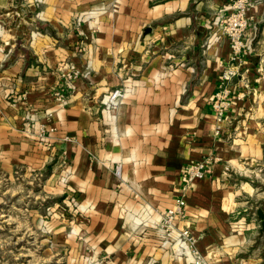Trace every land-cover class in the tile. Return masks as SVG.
Masks as SVG:
<instances>
[{
	"label": "crops",
	"instance_id": "crops-1",
	"mask_svg": "<svg viewBox=\"0 0 264 264\" xmlns=\"http://www.w3.org/2000/svg\"><path fill=\"white\" fill-rule=\"evenodd\" d=\"M234 1L0 0V178L39 180L69 208L49 225L76 264H189L152 223L206 158L212 173L186 191L177 227L208 264H264V0L248 10L239 62L219 27ZM228 65L238 74L218 124ZM117 89L124 98L105 109ZM28 112L56 128L46 142L26 131Z\"/></svg>",
	"mask_w": 264,
	"mask_h": 264
},
{
	"label": "built area",
	"instance_id": "built-area-1",
	"mask_svg": "<svg viewBox=\"0 0 264 264\" xmlns=\"http://www.w3.org/2000/svg\"><path fill=\"white\" fill-rule=\"evenodd\" d=\"M254 1L255 0H235L232 5V11L228 15L222 16L219 21V27L230 42L232 50L231 62L241 61L243 55L250 49V45L246 42L244 37L249 25V17L247 13ZM237 74L236 69L231 65H228L222 71L219 90L215 93L212 99V107L218 124L224 122L226 111L231 106V91L229 85ZM66 77L68 79L76 78L78 77L77 72L68 73L66 74ZM124 95V92L120 89L114 90L105 95L102 100L105 109L115 110L120 101L124 98ZM24 97L25 95L11 98V102L13 101V104L15 105L22 100L24 101ZM54 97L59 104L66 102V97L63 92L56 91ZM45 115L48 116V119H51L53 116L50 111H47ZM26 119V131L33 134L42 143L46 142L49 135L56 130L55 127L50 126L47 123L39 124V119L35 118L34 114L31 112H28ZM215 134H220L219 125H217ZM66 140H69V138H66ZM115 173L118 177H121L120 165L116 167ZM211 173L212 160L210 158L193 163L188 168L181 196L175 200L174 206L167 209L159 220L152 223V227L156 229L161 237L162 246L164 248H172L174 256L186 259L189 264L208 263L197 247V237L192 234L189 228H178L176 224L178 221L185 220L187 217L186 191L192 188L196 180H201Z\"/></svg>",
	"mask_w": 264,
	"mask_h": 264
},
{
	"label": "rangeland",
	"instance_id": "rangeland-1",
	"mask_svg": "<svg viewBox=\"0 0 264 264\" xmlns=\"http://www.w3.org/2000/svg\"><path fill=\"white\" fill-rule=\"evenodd\" d=\"M42 3L35 5L41 10ZM58 203L46 197L39 180L0 178V264H76L73 252L56 247L49 225L52 213L69 212Z\"/></svg>",
	"mask_w": 264,
	"mask_h": 264
},
{
	"label": "water",
	"instance_id": "water-1",
	"mask_svg": "<svg viewBox=\"0 0 264 264\" xmlns=\"http://www.w3.org/2000/svg\"><path fill=\"white\" fill-rule=\"evenodd\" d=\"M257 215H258V218L261 220V228H262V231L264 232V210L258 209Z\"/></svg>",
	"mask_w": 264,
	"mask_h": 264
}]
</instances>
